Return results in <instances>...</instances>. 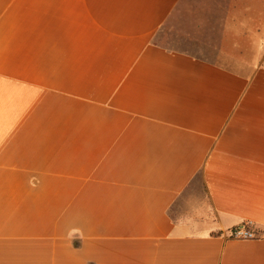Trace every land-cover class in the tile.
<instances>
[{
  "label": "crops",
  "instance_id": "obj_1",
  "mask_svg": "<svg viewBox=\"0 0 264 264\" xmlns=\"http://www.w3.org/2000/svg\"><path fill=\"white\" fill-rule=\"evenodd\" d=\"M181 1L0 0V264H264V0L222 63Z\"/></svg>",
  "mask_w": 264,
  "mask_h": 264
},
{
  "label": "rangeland",
  "instance_id": "obj_2",
  "mask_svg": "<svg viewBox=\"0 0 264 264\" xmlns=\"http://www.w3.org/2000/svg\"><path fill=\"white\" fill-rule=\"evenodd\" d=\"M246 2L247 9L252 11L253 1L243 3ZM240 10L236 0H182L157 40L218 63H222L224 56L238 59L241 49L234 36L238 37L240 27L243 31L256 22L255 17L240 16Z\"/></svg>",
  "mask_w": 264,
  "mask_h": 264
},
{
  "label": "built area",
  "instance_id": "obj_3",
  "mask_svg": "<svg viewBox=\"0 0 264 264\" xmlns=\"http://www.w3.org/2000/svg\"><path fill=\"white\" fill-rule=\"evenodd\" d=\"M252 224L246 223L244 225L238 226L230 231V238L238 240H250L255 239L256 234L251 229Z\"/></svg>",
  "mask_w": 264,
  "mask_h": 264
}]
</instances>
